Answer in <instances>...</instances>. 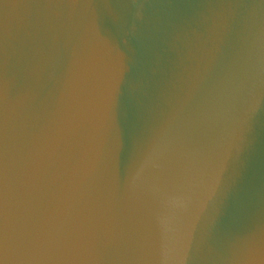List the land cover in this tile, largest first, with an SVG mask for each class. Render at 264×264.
<instances>
[{
	"label": "water",
	"instance_id": "water-1",
	"mask_svg": "<svg viewBox=\"0 0 264 264\" xmlns=\"http://www.w3.org/2000/svg\"><path fill=\"white\" fill-rule=\"evenodd\" d=\"M0 264H264V0H0Z\"/></svg>",
	"mask_w": 264,
	"mask_h": 264
}]
</instances>
